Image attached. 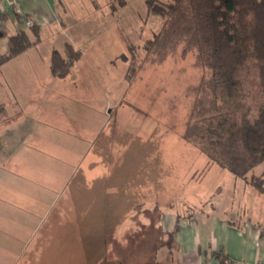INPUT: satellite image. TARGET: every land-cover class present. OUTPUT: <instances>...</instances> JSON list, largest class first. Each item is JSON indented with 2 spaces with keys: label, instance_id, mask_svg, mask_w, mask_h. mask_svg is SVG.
I'll list each match as a JSON object with an SVG mask.
<instances>
[{
  "label": "rangeland",
  "instance_id": "rangeland-1",
  "mask_svg": "<svg viewBox=\"0 0 264 264\" xmlns=\"http://www.w3.org/2000/svg\"><path fill=\"white\" fill-rule=\"evenodd\" d=\"M87 1L83 16L90 18L97 0ZM103 2L99 25L82 41L76 36L81 58L70 73L54 78L45 66L36 75L37 90L39 84L43 93L59 96L54 115L69 119L74 135L84 127L83 138L75 139L79 170L43 193L56 197L32 236L45 264H98L105 249V264L150 263L154 247L167 240L159 220L168 209L200 215L213 206L229 219L263 222L264 196L256 197L243 180L209 164L183 140L188 90L200 78L194 57L144 62L142 45L163 19L147 10L148 0L98 4ZM47 47L63 53V40L53 46L45 40L39 51ZM81 169L90 173L87 182ZM262 172L264 163L253 170Z\"/></svg>",
  "mask_w": 264,
  "mask_h": 264
},
{
  "label": "crops",
  "instance_id": "crops-1",
  "mask_svg": "<svg viewBox=\"0 0 264 264\" xmlns=\"http://www.w3.org/2000/svg\"><path fill=\"white\" fill-rule=\"evenodd\" d=\"M98 2L94 3L96 10L88 18L83 16L87 0H20L21 12L36 28L37 37L14 14L9 11L3 14L0 55L7 53L8 37L17 29L25 30L31 41H39L0 65V104L3 106L0 117V264H45L48 261L40 255L41 243L33 242L32 238L44 210L56 199L43 193L72 180L74 171L79 170L74 167L81 154L75 139L83 138L84 127L80 126L79 133L74 135L77 128L70 125L69 119L54 115L59 96L43 93L39 84L37 90L35 80L42 67L47 66L45 69L50 72L53 50L65 57V44L77 49L76 36L82 41L92 27L99 25L97 17L104 13L106 6ZM76 26L83 30L73 32ZM45 40L52 46L56 40H63L64 54L54 47L39 51ZM31 49L33 51H28ZM42 99L46 100L43 105ZM86 129L88 131L89 127ZM81 170L85 173V177L81 174L82 182H87L90 173ZM203 213L177 221L173 248L168 244L159 247L154 252L156 264H218V260L210 256L212 251H221L233 264H264V235L260 236L257 222L242 216L229 219L213 207ZM175 218L174 212L164 211L159 220L161 230L172 231ZM104 251L95 260L98 264H105L107 251Z\"/></svg>",
  "mask_w": 264,
  "mask_h": 264
},
{
  "label": "trees",
  "instance_id": "trees-1",
  "mask_svg": "<svg viewBox=\"0 0 264 264\" xmlns=\"http://www.w3.org/2000/svg\"><path fill=\"white\" fill-rule=\"evenodd\" d=\"M148 3L147 10L163 23L142 45L143 61L157 66L192 55L193 65L200 71L197 83L188 90L183 140L197 148L209 164L243 180L256 197L264 196V173H253L264 163V0ZM15 17L20 21L18 15ZM26 27L37 37L33 24ZM38 41H31L25 30L17 29L8 37V50L0 55V65ZM65 54L51 52L49 70L54 78H65L81 58V52L71 44H65ZM174 213V229L161 230L167 240L155 246L154 252L165 244L172 249L177 221L195 214ZM256 226L263 236L264 221ZM210 256L218 264H233L221 251H212ZM151 261L149 264H156L154 255Z\"/></svg>",
  "mask_w": 264,
  "mask_h": 264
},
{
  "label": "built area",
  "instance_id": "built-area-1",
  "mask_svg": "<svg viewBox=\"0 0 264 264\" xmlns=\"http://www.w3.org/2000/svg\"><path fill=\"white\" fill-rule=\"evenodd\" d=\"M6 11L18 15L20 21L25 23L26 26L30 25V22L25 19V16L21 12L20 0H2L0 2V29L3 27V14Z\"/></svg>",
  "mask_w": 264,
  "mask_h": 264
}]
</instances>
